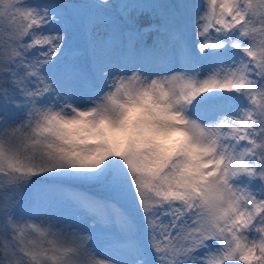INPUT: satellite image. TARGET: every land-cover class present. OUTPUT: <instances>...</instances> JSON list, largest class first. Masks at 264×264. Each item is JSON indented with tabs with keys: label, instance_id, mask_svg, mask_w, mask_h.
Segmentation results:
<instances>
[{
	"label": "snow or ice",
	"instance_id": "6c2138e0",
	"mask_svg": "<svg viewBox=\"0 0 264 264\" xmlns=\"http://www.w3.org/2000/svg\"><path fill=\"white\" fill-rule=\"evenodd\" d=\"M0 264H264V0H0Z\"/></svg>",
	"mask_w": 264,
	"mask_h": 264
}]
</instances>
